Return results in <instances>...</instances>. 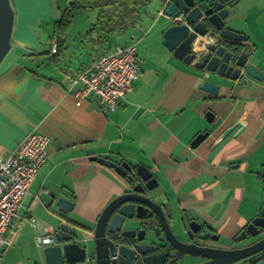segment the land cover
<instances>
[{
	"label": "crops",
	"instance_id": "1",
	"mask_svg": "<svg viewBox=\"0 0 264 264\" xmlns=\"http://www.w3.org/2000/svg\"><path fill=\"white\" fill-rule=\"evenodd\" d=\"M11 2L12 48L0 65V157L9 156L28 134L42 132L50 138V158L22 199L6 233L13 245L0 264H43L31 246L59 222L52 196L71 198L77 203L72 219L94 226L127 185L93 157L151 168L159 183L153 196L216 235L211 244L247 245L243 231L264 203V81H226L175 57L163 44L172 21L160 15L166 0H158L157 14H150L151 2L133 33L140 78L108 112L98 97H79L64 81L66 71L78 73L116 46L89 34L95 15L74 19L52 53V30L42 19L55 20L54 29L63 9L54 12L47 0ZM227 27L248 36L249 61L264 71V0H240ZM46 53L55 54V63ZM206 79L221 84L217 95L201 89Z\"/></svg>",
	"mask_w": 264,
	"mask_h": 264
},
{
	"label": "water",
	"instance_id": "2",
	"mask_svg": "<svg viewBox=\"0 0 264 264\" xmlns=\"http://www.w3.org/2000/svg\"><path fill=\"white\" fill-rule=\"evenodd\" d=\"M239 1L169 0L165 16L172 25L164 31V46L206 75L212 73L241 84H247L248 77L264 81V71L249 61L252 49L248 36L227 27L231 9ZM14 18L11 0H0V65L12 48ZM220 87L210 79L201 85L213 95ZM93 158L115 169L127 187L106 205L92 227L72 219L75 201L64 195L52 196L59 222L54 228V242L40 249L43 264H168L178 251L207 259L200 264H264V203L243 231L241 239L248 240L247 245H204V241L218 237L195 220L180 217L184 238L173 232L177 213L169 201L153 196L159 183L151 168ZM261 176L264 182V166ZM167 247L177 251L171 254Z\"/></svg>",
	"mask_w": 264,
	"mask_h": 264
},
{
	"label": "built area",
	"instance_id": "3",
	"mask_svg": "<svg viewBox=\"0 0 264 264\" xmlns=\"http://www.w3.org/2000/svg\"><path fill=\"white\" fill-rule=\"evenodd\" d=\"M168 2L166 0V5ZM164 14L165 9L160 11V15ZM137 49V42L117 45L86 69L78 73L66 71L64 81L69 84V91L79 97L92 94L101 100L106 111L116 110L121 98L133 90L134 83L140 78ZM57 50L58 42L55 39L51 51L55 53ZM80 85L82 89L78 90ZM49 143L48 136L42 132H33L9 156L5 159L0 157V256L13 245L6 233L11 231L22 199L28 193L38 170L50 158ZM32 225L36 226L34 220ZM54 233V228L48 227L44 236L36 238L38 247L53 243Z\"/></svg>",
	"mask_w": 264,
	"mask_h": 264
},
{
	"label": "trees",
	"instance_id": "4",
	"mask_svg": "<svg viewBox=\"0 0 264 264\" xmlns=\"http://www.w3.org/2000/svg\"><path fill=\"white\" fill-rule=\"evenodd\" d=\"M64 12L62 18L56 23L54 32L50 36L53 45L57 37L65 40L68 30L73 22L77 9L97 10V16L89 31L91 36H100L111 40L116 45H128L134 39V30L142 21L149 4L153 0H74ZM165 1V0H164ZM57 40V39H56ZM63 42L59 44L62 47ZM45 53H43L44 55ZM46 53L48 60L55 63V54Z\"/></svg>",
	"mask_w": 264,
	"mask_h": 264
},
{
	"label": "rangeland",
	"instance_id": "5",
	"mask_svg": "<svg viewBox=\"0 0 264 264\" xmlns=\"http://www.w3.org/2000/svg\"><path fill=\"white\" fill-rule=\"evenodd\" d=\"M46 1V0H43ZM49 1L48 3H50V5L52 6L51 9H53L54 12H56V10L58 8L63 9V14L66 11V9L69 7V3H74V0H47ZM158 0H154L153 2H156ZM152 2V6L149 10L150 14H157V12L154 9V3ZM45 3V2H42ZM91 15H95V17L97 16V10H93V9H77L74 13V17L73 19L77 20V23H79V19L85 16H91ZM77 18V19H76ZM44 21V28L46 27L47 30H52V32H54L53 26H55V20L51 21V22H47L45 19H42ZM50 32V35L51 33ZM84 37V36H83ZM57 41V40H56ZM134 41L130 42L129 44L133 43ZM52 41L50 39L49 44L51 45ZM49 45V46H50ZM47 46L46 48L44 47V50L46 51L47 49L49 50L50 47ZM117 46V45H116ZM115 46V47H116ZM113 47V48H115ZM112 48V49H113ZM111 49V50H112ZM43 50V47H42ZM43 50V51H44ZM179 218V220H178ZM174 222L175 225L172 227V230L174 233H176L177 235L181 236L184 238V234L183 232H181V227L179 225V222H181L180 216L177 214L176 218H174ZM177 225V226H176ZM31 230V228L29 229ZM215 246L219 247L221 244H219L218 242L214 244ZM37 253H40V249L37 247V244L35 243L34 245L31 246Z\"/></svg>",
	"mask_w": 264,
	"mask_h": 264
},
{
	"label": "flooded vegetation",
	"instance_id": "6",
	"mask_svg": "<svg viewBox=\"0 0 264 264\" xmlns=\"http://www.w3.org/2000/svg\"><path fill=\"white\" fill-rule=\"evenodd\" d=\"M211 241H210V239H208L207 241H204L203 244L204 245L214 246L213 244H211ZM166 250H170L171 254H173V252L177 251V250L176 251L172 250L171 247H167ZM206 260H207L206 258H201V257H196V256L188 257L184 253L178 251L176 257L175 258L173 257L172 259H170L168 264H188L189 262H190V264H200V263H203Z\"/></svg>",
	"mask_w": 264,
	"mask_h": 264
},
{
	"label": "bare ground",
	"instance_id": "7",
	"mask_svg": "<svg viewBox=\"0 0 264 264\" xmlns=\"http://www.w3.org/2000/svg\"><path fill=\"white\" fill-rule=\"evenodd\" d=\"M197 49H199V48L197 47Z\"/></svg>",
	"mask_w": 264,
	"mask_h": 264
}]
</instances>
